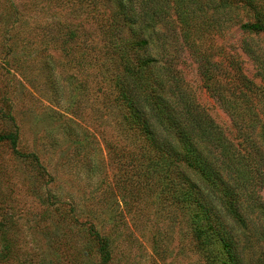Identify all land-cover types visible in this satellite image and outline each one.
I'll use <instances>...</instances> for the list:
<instances>
[{"label": "rangeland", "instance_id": "rangeland-1", "mask_svg": "<svg viewBox=\"0 0 264 264\" xmlns=\"http://www.w3.org/2000/svg\"><path fill=\"white\" fill-rule=\"evenodd\" d=\"M104 7L95 5L99 13ZM176 20L168 13L156 21L148 53L177 50L189 89L206 111L238 148L251 139L264 162V94L245 92L250 115L245 107L243 114L257 119L240 128V111L222 107L204 89L200 57L176 32ZM101 28L85 2L0 0V264H220L194 247L179 206L118 162L129 145L96 72ZM208 35L203 60L227 72L234 58L259 82L241 46L264 53V31L225 26ZM224 86L218 90L227 94ZM255 194L264 199V183ZM227 222L241 264H264V216L240 227ZM94 231L109 247L106 262Z\"/></svg>", "mask_w": 264, "mask_h": 264}, {"label": "trees", "instance_id": "trees-1", "mask_svg": "<svg viewBox=\"0 0 264 264\" xmlns=\"http://www.w3.org/2000/svg\"><path fill=\"white\" fill-rule=\"evenodd\" d=\"M75 1L85 2L102 27L105 41L103 48L97 49L96 72L109 102L118 108L119 132L129 145L127 152L119 150L118 162L150 179L159 187L157 193L179 206L194 247L205 257L220 264H241L238 239L227 221L240 227L264 216V199L258 201L255 194L264 183L259 150L247 136L249 145L238 148L213 120L189 89L177 50L167 49L154 56L147 47L156 21L173 14L176 32L193 55L200 57L197 73L204 89L222 107L240 111L235 115L240 128L245 122L252 126L257 118H245L242 109L250 115L245 92L264 94V53L249 43L241 46L253 61L258 82L244 73L239 60L228 58L231 68L227 72L215 65L217 61L203 60L202 47L209 33H219L225 26L264 31V0ZM99 3L105 6L104 13L96 10ZM69 32L74 33L72 29ZM70 33L61 40L63 50L72 38ZM94 47L89 44L88 51ZM222 75L226 81L220 84ZM222 85H226L227 94L218 90ZM93 238L106 262V240L96 231Z\"/></svg>", "mask_w": 264, "mask_h": 264}]
</instances>
